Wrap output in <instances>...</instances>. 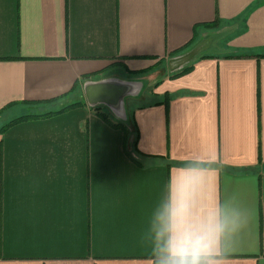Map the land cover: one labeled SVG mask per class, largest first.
I'll list each match as a JSON object with an SVG mask.
<instances>
[{
    "label": "crops",
    "instance_id": "obj_1",
    "mask_svg": "<svg viewBox=\"0 0 264 264\" xmlns=\"http://www.w3.org/2000/svg\"><path fill=\"white\" fill-rule=\"evenodd\" d=\"M113 65L154 96L127 135L80 99ZM77 102L0 134V264H155L153 213L189 168L249 214L226 264H264V0H0L1 124Z\"/></svg>",
    "mask_w": 264,
    "mask_h": 264
},
{
    "label": "clouds",
    "instance_id": "obj_2",
    "mask_svg": "<svg viewBox=\"0 0 264 264\" xmlns=\"http://www.w3.org/2000/svg\"><path fill=\"white\" fill-rule=\"evenodd\" d=\"M202 170L170 178L167 200L153 213L149 231L155 264H226L221 241L247 226L249 214L230 204L204 202Z\"/></svg>",
    "mask_w": 264,
    "mask_h": 264
},
{
    "label": "rangeland",
    "instance_id": "obj_3",
    "mask_svg": "<svg viewBox=\"0 0 264 264\" xmlns=\"http://www.w3.org/2000/svg\"><path fill=\"white\" fill-rule=\"evenodd\" d=\"M105 75L106 76H104V78L91 82L97 83L99 81L104 80L107 84L112 83L114 81H119L123 83L126 82L132 83V84H128L131 86L130 91L123 96L122 98L123 103L122 101H119L117 105L113 106L111 111L108 108L102 106V104L100 103H96L95 105H90L87 102L84 95V88H83L84 86H82V95L80 94V99L83 100L89 108H94L98 106V107H102L103 110H106L107 112L109 111V113L111 114V116H113L115 120L126 121V118H128V112L130 111L131 106L133 105L135 100H139L140 98H143L146 101H151L154 97V96L152 97L146 96V83L143 80L137 79L140 76L132 77L131 75L124 74L121 70V67H118L117 65L111 66L110 70ZM4 121L5 119H3V122Z\"/></svg>",
    "mask_w": 264,
    "mask_h": 264
},
{
    "label": "trees",
    "instance_id": "obj_4",
    "mask_svg": "<svg viewBox=\"0 0 264 264\" xmlns=\"http://www.w3.org/2000/svg\"><path fill=\"white\" fill-rule=\"evenodd\" d=\"M190 69H191V67L183 68L179 72H177L174 75H172L171 77L174 78V77H178L180 75H183V74L189 72ZM54 101H56V100H54ZM167 101H168V97L165 96L162 101L156 102L155 105L162 104V105L166 106ZM82 105H83L82 102H77V103H74V104L67 105L64 108H62L60 110H56V111L48 110V111L28 112V113H25L23 115H20L18 117L13 118V119L7 121L4 124H1V121H0V134L3 133L7 128L11 127L12 125L18 124L20 122L29 121V120H36V119H45V118L60 114V113H62L64 111L73 109L75 107H80ZM94 110L96 111V114L106 124H108L111 128L122 130L125 135L128 134V130H127L126 127L129 124L133 125L132 114L130 115V118H128V119L126 118V121H119V120L113 121L112 119H110L109 113L107 111H104L100 107H94ZM137 139H138V135H137V132L135 130L134 137H133V140H132V143H131V149L135 153H138L137 149H136Z\"/></svg>",
    "mask_w": 264,
    "mask_h": 264
},
{
    "label": "water",
    "instance_id": "obj_5",
    "mask_svg": "<svg viewBox=\"0 0 264 264\" xmlns=\"http://www.w3.org/2000/svg\"><path fill=\"white\" fill-rule=\"evenodd\" d=\"M114 83L124 84L128 88L131 87L128 84H132L128 82L123 83L119 81H114L112 83L107 84L104 80L99 81L97 83L87 82L83 85L84 95H85L87 102L90 105H95L96 103H100L102 104V106L108 108L111 111L113 106L117 105L119 101H122L123 96L128 93L126 92L121 95V91L114 85Z\"/></svg>",
    "mask_w": 264,
    "mask_h": 264
},
{
    "label": "bare ground",
    "instance_id": "obj_6",
    "mask_svg": "<svg viewBox=\"0 0 264 264\" xmlns=\"http://www.w3.org/2000/svg\"><path fill=\"white\" fill-rule=\"evenodd\" d=\"M114 85L121 91V95L129 92L130 87L128 88L126 85L121 83H114Z\"/></svg>",
    "mask_w": 264,
    "mask_h": 264
}]
</instances>
